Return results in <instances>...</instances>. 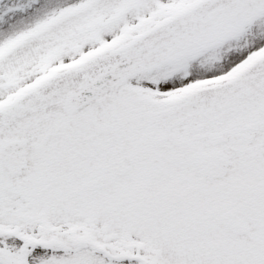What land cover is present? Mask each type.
<instances>
[{"label":"snow or ice","instance_id":"6c2138e0","mask_svg":"<svg viewBox=\"0 0 264 264\" xmlns=\"http://www.w3.org/2000/svg\"><path fill=\"white\" fill-rule=\"evenodd\" d=\"M0 264H264V0L0 5Z\"/></svg>","mask_w":264,"mask_h":264},{"label":"rangeland","instance_id":"374dc122","mask_svg":"<svg viewBox=\"0 0 264 264\" xmlns=\"http://www.w3.org/2000/svg\"><path fill=\"white\" fill-rule=\"evenodd\" d=\"M8 2H10V0H2V1H0V5H2L4 3H8Z\"/></svg>","mask_w":264,"mask_h":264}]
</instances>
